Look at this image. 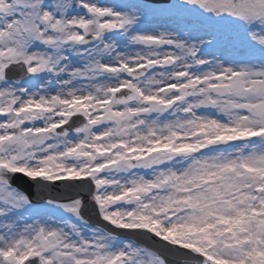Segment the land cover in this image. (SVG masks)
Returning <instances> with one entry per match:
<instances>
[{
	"label": "snow or ice",
	"instance_id": "6c2138e0",
	"mask_svg": "<svg viewBox=\"0 0 264 264\" xmlns=\"http://www.w3.org/2000/svg\"><path fill=\"white\" fill-rule=\"evenodd\" d=\"M0 264H264V0H0Z\"/></svg>",
	"mask_w": 264,
	"mask_h": 264
}]
</instances>
